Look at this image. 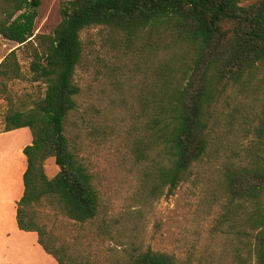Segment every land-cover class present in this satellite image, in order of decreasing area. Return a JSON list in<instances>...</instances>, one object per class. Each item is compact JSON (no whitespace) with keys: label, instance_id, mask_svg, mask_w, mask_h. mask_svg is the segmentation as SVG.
<instances>
[{"label":"trees","instance_id":"obj_1","mask_svg":"<svg viewBox=\"0 0 264 264\" xmlns=\"http://www.w3.org/2000/svg\"><path fill=\"white\" fill-rule=\"evenodd\" d=\"M241 1L66 0L52 33L34 34L41 0H0V38L18 45L0 61V98L8 103L2 131L27 127L32 137L23 148L26 169L16 223L20 230L35 231L58 264L87 261L76 258L74 243L47 229L37 208L79 226L101 211L93 175L65 133L80 90L74 73L83 51L81 31L107 26L151 43L160 55L155 90L143 108L146 134L136 153L157 195L165 186L172 192L205 155L221 156L217 146L224 134L220 107L226 90L249 84L264 71V0ZM25 46L31 48V77L45 83V91L33 107L22 109L15 106L9 85L23 77L17 50ZM233 153L226 159L234 160H224L219 171L229 200L253 206L240 216L237 235L255 264H264V157L251 152L239 159ZM48 158L58 167L51 177L44 168ZM125 264L177 263L170 254L148 249L130 252Z\"/></svg>","mask_w":264,"mask_h":264},{"label":"rangeland","instance_id":"obj_2","mask_svg":"<svg viewBox=\"0 0 264 264\" xmlns=\"http://www.w3.org/2000/svg\"><path fill=\"white\" fill-rule=\"evenodd\" d=\"M64 1L41 0L34 34L52 33ZM80 38L83 51L74 73L80 90L65 133L93 175L101 211L96 220L79 226L37 208L47 229L74 243L76 258L87 264H125L130 252L148 249L174 256L177 264H255L237 235L240 216L253 206L229 200L219 169L224 160H234L226 159L233 152L239 159L251 152L264 157V71L251 83L226 90L220 107L224 134L217 146L221 156L205 155L172 192L165 186L155 195V182H147L137 152L146 134L143 108L155 90L160 55L151 43L107 26L85 28ZM17 46L0 38V61ZM17 55L23 77L9 86L15 106L26 109L44 96L45 83L31 77V48L21 47ZM7 107L0 98V182L15 181L18 146L31 139L25 127L2 133ZM44 168L49 177L58 171L53 158L45 160ZM1 230L0 264L29 262L43 254L32 235L19 231L5 237Z\"/></svg>","mask_w":264,"mask_h":264},{"label":"crops","instance_id":"obj_3","mask_svg":"<svg viewBox=\"0 0 264 264\" xmlns=\"http://www.w3.org/2000/svg\"><path fill=\"white\" fill-rule=\"evenodd\" d=\"M18 129H14L10 131H2V133H11L12 131H17ZM31 139H28L26 143H24L23 145L18 146L17 149L18 167H16L15 181L13 182L10 177L8 179V182H0V228L2 229L1 234L5 237H10L12 233L14 232L18 233L19 231H21L25 235H32L34 237L35 244L38 247H41L37 241V233L35 231L20 230L16 223V204L23 194L24 186L22 182V175L26 169V157L23 153V148L31 143ZM17 264H58V263L54 257H52L50 254L44 251L43 254H40L39 258H37L36 260H31L29 262H22Z\"/></svg>","mask_w":264,"mask_h":264}]
</instances>
